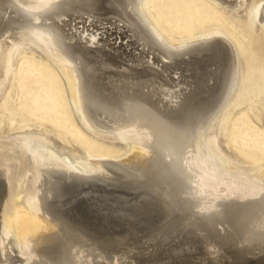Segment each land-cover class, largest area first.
Segmentation results:
<instances>
[{
    "label": "bare ground",
    "instance_id": "obj_1",
    "mask_svg": "<svg viewBox=\"0 0 264 264\" xmlns=\"http://www.w3.org/2000/svg\"><path fill=\"white\" fill-rule=\"evenodd\" d=\"M209 1L264 25V0ZM141 2L0 0V54L24 40L57 61L80 120L128 146L73 161L36 146L16 176L0 164V264H264V169L204 141L238 85L236 48L169 39Z\"/></svg>",
    "mask_w": 264,
    "mask_h": 264
},
{
    "label": "rangeland",
    "instance_id": "obj_2",
    "mask_svg": "<svg viewBox=\"0 0 264 264\" xmlns=\"http://www.w3.org/2000/svg\"><path fill=\"white\" fill-rule=\"evenodd\" d=\"M144 14L169 39H190L220 33L233 43L240 58L239 82L217 118L216 130L204 135L205 145L227 165L245 173L264 169V25L249 31L255 7L240 19L209 0H142ZM264 49V46L262 47ZM213 129V128H212ZM213 134V135H212ZM67 155L71 161L90 154L118 155L126 142L105 138L78 117L63 67L28 41H11L0 54V164L16 176L33 167V147ZM31 178L19 206L31 190Z\"/></svg>",
    "mask_w": 264,
    "mask_h": 264
}]
</instances>
